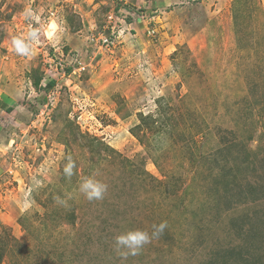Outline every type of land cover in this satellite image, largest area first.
Masks as SVG:
<instances>
[{
  "label": "rangeland",
  "instance_id": "374dc122",
  "mask_svg": "<svg viewBox=\"0 0 264 264\" xmlns=\"http://www.w3.org/2000/svg\"><path fill=\"white\" fill-rule=\"evenodd\" d=\"M0 264H264V0H0Z\"/></svg>",
  "mask_w": 264,
  "mask_h": 264
},
{
  "label": "clouds",
  "instance_id": "9594fccd",
  "mask_svg": "<svg viewBox=\"0 0 264 264\" xmlns=\"http://www.w3.org/2000/svg\"><path fill=\"white\" fill-rule=\"evenodd\" d=\"M30 16H32V12L28 10L26 12V17ZM38 36L39 29L30 27L25 38L14 37L12 43L16 54L21 56L30 55L32 43L38 40ZM75 168L76 163L71 158H68L66 165L63 167V174L65 177L71 178L74 175ZM32 181L34 187H29L20 201L21 211H27L32 207L35 203L32 198V192L43 186L42 181L36 177H33ZM78 191L83 194L88 201L101 200L107 191V185L93 177H84L79 184ZM54 200L61 205H66L67 203L66 200L59 196L54 197ZM166 227L167 223L161 222L158 225H152L153 231L151 235L148 231L143 230H132L118 235L114 238L116 248L118 251L120 249L128 250L127 252H120V255L124 258H126L129 254L136 255L144 245L151 243L153 238H159V236L163 234Z\"/></svg>",
  "mask_w": 264,
  "mask_h": 264
}]
</instances>
